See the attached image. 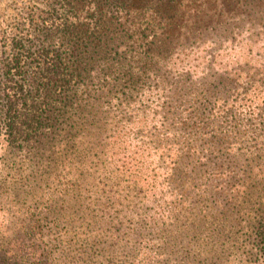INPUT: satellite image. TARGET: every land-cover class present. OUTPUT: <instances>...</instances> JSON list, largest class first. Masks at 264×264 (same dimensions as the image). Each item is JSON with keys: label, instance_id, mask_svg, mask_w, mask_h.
I'll return each instance as SVG.
<instances>
[{"label": "rangeland", "instance_id": "obj_1", "mask_svg": "<svg viewBox=\"0 0 264 264\" xmlns=\"http://www.w3.org/2000/svg\"><path fill=\"white\" fill-rule=\"evenodd\" d=\"M48 2L0 0V59ZM232 2L187 3L249 14L205 22L144 75L80 63L51 140L0 133V264H264V0ZM213 94L231 115L198 116Z\"/></svg>", "mask_w": 264, "mask_h": 264}, {"label": "trees", "instance_id": "obj_2", "mask_svg": "<svg viewBox=\"0 0 264 264\" xmlns=\"http://www.w3.org/2000/svg\"><path fill=\"white\" fill-rule=\"evenodd\" d=\"M195 1L49 0L50 12L33 23L32 32L24 37L22 34L13 36L10 55L0 59V133L11 144L27 139L51 140L48 123L52 126L59 116L51 104L53 101L70 104L72 85L69 83L77 77L84 79L79 64L86 65L93 55L106 58L111 68L124 69V73L136 69L138 74L144 75L151 64L167 62L182 54L183 44L192 49V43H180L179 39L194 35L193 43L204 42L200 31L205 22L221 23L236 18L244 22L240 16L249 14L182 12L187 3ZM217 1L212 0L214 5ZM230 3L232 0H220L219 5L226 8ZM55 10L60 12H53ZM130 76L133 82L138 78ZM207 101L212 107L216 103L220 105L203 108L198 116L216 119L231 115L224 110L228 102L220 95L213 94L212 101ZM184 124L183 127H188L187 120L186 126ZM259 130L261 134L254 137L257 153L264 150V127ZM202 133L207 135L213 131ZM259 221H264V215ZM256 233L264 246V223L258 222Z\"/></svg>", "mask_w": 264, "mask_h": 264}]
</instances>
